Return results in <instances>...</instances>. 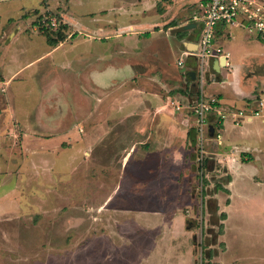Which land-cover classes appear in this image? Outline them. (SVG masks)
<instances>
[{"label":"crops","instance_id":"0c3cea01","mask_svg":"<svg viewBox=\"0 0 264 264\" xmlns=\"http://www.w3.org/2000/svg\"><path fill=\"white\" fill-rule=\"evenodd\" d=\"M204 1L98 0V8L91 12L92 23L83 22L84 13L73 18L66 12L70 21L65 22L70 25L75 21L78 32L75 40L55 47L48 43L42 52L32 55L30 61L35 64L45 58V66L55 68L54 52L68 44L75 46L77 52L72 58L68 54L59 59L65 66L77 64L75 72L72 71L74 74H70L75 83L72 87L76 93V115L73 117L70 112L67 117L60 115L44 122L45 129H56V123L65 125L63 131L68 130L66 123L80 125L82 119L89 116V110L94 118L105 116L109 122L119 117V122L128 125L117 134L124 143L108 153L116 157L122 155L120 165L127 172L124 177L128 180L125 186L133 196L140 198L136 201L127 195L122 198L121 211H116L114 206L106 228L99 219L92 234L113 237L114 250L108 247V254L103 249V261L98 259L93 264H195V230L190 225L191 212L186 213L196 199L189 190V156L196 157L195 120L189 106L196 102L200 92L207 97H217L219 109L226 114L222 123H218L215 113L210 115L214 132L218 129L222 134L221 139L213 137L208 141V161L212 169L221 168V174L214 175L212 181L222 184L219 192L226 198L229 196L226 193L230 194L231 209L238 193L239 208L259 211V207L247 208L249 201L255 203L256 200L236 191L235 187L239 183L236 172L248 167L247 161L254 150L264 155V43L244 27L220 24L217 43L224 47L225 56L205 61V82L201 87L200 61L196 53L202 23L195 21L194 15ZM23 40L15 44L21 45ZM12 44L8 47L14 54ZM10 59L17 60L15 56ZM179 60L184 63L179 65ZM14 63L12 67H18L13 66ZM192 71L195 77L190 75ZM213 75L217 76L216 82L211 81ZM44 82L39 90L32 82L35 89L28 90L39 92L47 90L46 85H53L46 79ZM70 84L60 85L61 90L70 92L67 91ZM2 86L4 84H0ZM14 96L12 92L7 99L11 120L31 117L32 109L39 108L34 103L29 107L31 103L21 106L15 100L12 102ZM115 98L118 104H114ZM115 105L122 109L118 117ZM111 106L113 112L109 111L107 116ZM113 139L116 141V136ZM48 154L52 156V152ZM151 159H155V163L152 164ZM54 161L48 164L50 172L62 164ZM257 179L249 177L246 181L260 185ZM132 206L135 209L129 218L130 208L126 210V207ZM260 209L264 211V199ZM116 236L121 239L117 240ZM44 245L47 249L53 244ZM158 250L163 256L158 255Z\"/></svg>","mask_w":264,"mask_h":264},{"label":"rangeland","instance_id":"374dc122","mask_svg":"<svg viewBox=\"0 0 264 264\" xmlns=\"http://www.w3.org/2000/svg\"><path fill=\"white\" fill-rule=\"evenodd\" d=\"M98 6V0H0V84H4L0 87V264H93L98 259L101 262L103 249L108 254L110 247L114 250L113 237H96L92 229L97 227L99 219L106 228L109 213L114 206L116 211H121V199L126 195L135 201L140 198L127 190L128 180L124 177L127 172L120 165L122 155L108 153L124 143L117 134L128 127L119 122L122 111L119 105H115L118 118L109 122L105 116H90L89 110V116L80 125L66 123V131L62 123L54 124L56 129L44 128L45 123L60 115L67 117L70 112L73 117L76 115V93L72 87L75 83L70 74H74L77 64L65 66L59 59L68 54L72 58L77 52L69 44L54 52L55 68L46 67L45 58L35 64L30 61L32 55L48 45L47 34L56 38L60 25L70 21L66 12L73 18L84 13L83 22L92 23L91 12ZM53 21L56 26L52 25ZM42 25H50L55 31ZM67 25L64 41L56 46L75 40L78 33L75 21ZM20 40H23L21 45L15 44ZM11 44L14 54L8 47ZM14 56L17 60L10 59ZM13 62L18 67H12ZM216 78L213 75L211 81L216 82ZM45 79L53 83L46 85L47 90H28L35 89L34 84L41 89ZM68 84L70 92L66 93L60 85ZM17 85L20 86L15 90ZM12 92L15 95V99L10 98L12 102L15 100L21 106L31 103L29 107L34 103L39 107L32 109L31 117L11 120L7 99ZM91 104L90 101L89 109ZM113 109H108L107 116ZM54 152L59 154L55 156ZM53 159L62 164L50 172L48 164ZM151 160L155 163V159ZM189 160V190L196 199L185 212H191L190 225L195 230V264H264V211L260 209L264 199V155L254 150L247 161L248 167L236 172L239 183L235 190L256 200L247 205L250 210L259 207L256 212L239 208L238 193L234 196V208H230V194L224 191L229 195L226 198L219 192L222 184L212 181L214 175L221 174L220 167L212 169L208 158L200 165L195 156H189ZM72 165L75 167L71 170ZM249 177L258 178L260 185L246 181ZM129 208L130 218L135 207L126 210ZM131 224L135 229L134 219ZM45 243L53 245L46 249Z\"/></svg>","mask_w":264,"mask_h":264},{"label":"built area","instance_id":"2783aa9c","mask_svg":"<svg viewBox=\"0 0 264 264\" xmlns=\"http://www.w3.org/2000/svg\"><path fill=\"white\" fill-rule=\"evenodd\" d=\"M195 21L202 23L199 48L196 56L199 58V85L205 82V61L210 58L225 56L224 47L217 43V28L220 24L237 25L252 31L264 43V1L263 0H205L194 15ZM52 25L56 26L53 21ZM184 61L179 60V65ZM180 108V106L178 107ZM195 116L196 161L203 164L208 158V141L216 137L221 139L218 129L211 134L210 115L215 113L218 123H222L226 114L219 109L217 97H207L202 92L196 102L189 106Z\"/></svg>","mask_w":264,"mask_h":264},{"label":"trees","instance_id":"16d2710c","mask_svg":"<svg viewBox=\"0 0 264 264\" xmlns=\"http://www.w3.org/2000/svg\"><path fill=\"white\" fill-rule=\"evenodd\" d=\"M42 27L43 28H45V29H47V30H53V31H55L54 29H53V27H51L50 25L49 26H44V25H42ZM66 28H68V25L65 23V24H61L60 25V27H59V29L57 30V37L56 38H54V37H51V35L50 34H47V40H48V43L50 44V45H52V46H56L58 43H61L62 41H64V39H65V36H66V34L64 33V29H66ZM52 32V31H51Z\"/></svg>","mask_w":264,"mask_h":264},{"label":"water","instance_id":"95a60500","mask_svg":"<svg viewBox=\"0 0 264 264\" xmlns=\"http://www.w3.org/2000/svg\"><path fill=\"white\" fill-rule=\"evenodd\" d=\"M187 27H189V26H185V28H187ZM190 75H192V77H195V72L192 71V72L190 73ZM211 131H212V134H213V132H214V128H213V126L211 127Z\"/></svg>","mask_w":264,"mask_h":264}]
</instances>
